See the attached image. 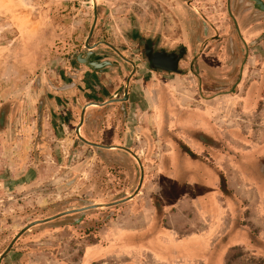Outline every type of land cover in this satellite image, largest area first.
I'll use <instances>...</instances> for the list:
<instances>
[{"label":"rangeland","instance_id":"rangeland-1","mask_svg":"<svg viewBox=\"0 0 264 264\" xmlns=\"http://www.w3.org/2000/svg\"><path fill=\"white\" fill-rule=\"evenodd\" d=\"M152 2L97 0V21L89 38L94 22L92 0H0V254L34 221L92 204L120 201L137 189L140 170L135 159L118 150L89 147L77 138L75 128L84 100H78L68 85L72 69L80 79L95 75L99 84L101 76L77 60L88 52L85 44L107 42L120 50L121 38L131 36L136 26L141 29L149 18ZM211 9L214 11L212 6ZM211 9L202 7V12L208 17ZM225 9V0H218L215 10L226 15ZM148 32L141 29L143 35L157 37L156 32ZM179 45L181 42L176 40L168 46L175 49ZM251 50V62L244 67L248 69L243 70L240 83L238 69L242 60L228 80L219 76L207 84L226 86L223 91L234 85L232 95L215 100L221 108L216 121L217 138L231 160L230 170L236 172L242 163H249L253 171L245 172L244 180L249 185L241 189L235 178L239 174L229 173L234 178L232 185L229 174H224L234 187L226 192L234 201L224 204L225 210L231 209L228 221L212 234H218V247L210 242L199 244L191 253V264H264V51L257 47ZM132 51L124 49L123 54ZM110 53L100 47L92 59L111 60ZM182 81L196 90L194 96L198 98L199 83L194 77L186 76ZM78 85L87 88V84ZM214 95L203 93L211 99ZM247 96L252 100L248 108ZM221 122L232 125L227 130L232 131L229 139ZM136 125L134 118L124 121L126 137L121 141L92 142L116 144L137 153L145 176L151 152L149 142L134 134ZM191 181L184 184L175 180L173 189L177 191L173 198L183 189L194 192ZM137 197L123 205L74 213L32 227L13 244L1 264H135L125 261L127 254H118L115 259L109 254L88 258L87 252L104 242L101 235L112 234L122 220L129 219ZM237 228H243L246 237L227 239L231 229ZM111 244L112 241L103 244L107 252L113 250L108 247ZM137 253L136 264H153V258L159 263L167 260Z\"/></svg>","mask_w":264,"mask_h":264},{"label":"crops","instance_id":"crops-1","mask_svg":"<svg viewBox=\"0 0 264 264\" xmlns=\"http://www.w3.org/2000/svg\"><path fill=\"white\" fill-rule=\"evenodd\" d=\"M211 1H205V5H213L216 0ZM168 3L169 1L164 5L163 1L152 2L151 15L149 13V18L146 19L145 28L156 30L161 41L178 34L181 28L180 20L170 11ZM241 4H238V0L232 1L233 8L239 9L243 14L238 20L243 29L254 11H250L249 4L247 9L244 7V0ZM263 30L264 28L259 27L250 39L258 37ZM257 48L264 51V41ZM261 56H258V60ZM250 62L249 58L248 63ZM136 67L127 101L123 104L110 101L112 98L121 99L123 91H102L93 74L77 80V84H87V88L82 85V97V94L77 95L71 91L78 100L79 97L84 100L81 110L85 108V114L80 131L86 140L103 143L121 141L126 137L124 121L134 118L137 124L134 134L149 142L148 150L151 152L148 154L151 161L145 168V176L138 197L135 198L142 203H136L138 206L131 210L129 219L122 220L120 227H116L112 234L101 235L104 242L98 243L95 254L99 258H104L107 254L113 258L118 254H127L125 261L136 264L135 255L141 251L150 257L159 255L163 257L161 259H167L165 263H159L152 257L153 264H191V253L199 244L203 246L210 242L211 246L218 247V234L215 237L212 234L219 231L223 221H228L231 209L225 210L224 206L234 204V201H230L226 192L234 187L227 183L224 174H239L240 177L235 175V178L238 180L236 185L241 189L242 185L248 184L247 179L244 180L245 172L249 173L252 169L249 163H242L236 172L230 170L232 167L228 163L231 160L221 150L217 138L216 121L221 109L217 102H203L195 98L196 90L192 86H186L182 81L183 77L177 78L166 73L162 75L164 80L161 85H156L146 79L149 70L145 63L138 62ZM91 103L107 105L98 108L90 105ZM106 108L109 109L106 111L107 115H104ZM220 126L225 128V137L229 139L232 131L227 130L232 125L221 122ZM179 179L184 184H188L191 179L194 192L189 193L187 189H183L177 198H173L177 191L173 189V185ZM228 179L232 185L233 176L229 174ZM237 229H231L233 231L227 239L246 237L243 228ZM110 240L112 244L108 247L113 250L107 252L103 244L106 241L110 243ZM151 245L152 250L148 249ZM111 252L113 255H110Z\"/></svg>","mask_w":264,"mask_h":264},{"label":"water","instance_id":"water-1","mask_svg":"<svg viewBox=\"0 0 264 264\" xmlns=\"http://www.w3.org/2000/svg\"><path fill=\"white\" fill-rule=\"evenodd\" d=\"M92 1L94 8V22L90 30L89 38L93 34L97 21L98 4L97 0ZM162 1L164 5H166L169 1L168 4L171 9L170 11L173 12L174 16L181 22L180 32L176 38H167L166 41H161L159 33L155 38L143 35V33H141V29L147 30L145 28L147 21L145 20L140 27L141 29L136 26L133 30L131 29V36L121 38V43L119 44L120 50L107 42H99L93 46H89L88 43L85 44L88 52L82 59V64L85 65L91 72L98 73L101 76V79H99L100 89L107 93H110L111 90H117V92L122 90L123 97L121 99L117 98L112 100L111 102L121 104L125 103V101H127L131 79L134 77L137 69L136 63L139 62L145 63L149 70L146 79L153 81L156 85H161L164 80L162 75L166 73L179 77H194V79L199 83L197 86V94L201 101L211 99L204 97V92L215 93L210 101H215L221 97L232 95L235 88L234 85L229 89V91H223L226 86L211 87L207 84V82H212V78H219V76L220 78H223L221 76H224V79L228 80L235 72V66L238 61L242 60L238 69V81L240 83L244 67L247 66L248 59L251 57V49L257 47L264 41V30L258 37L250 39L253 32H255L259 27L264 28V0H244L246 3L244 7L247 9V4H249L251 8L250 11H254V13L250 16L251 19H248V23H246L247 26L242 23V26H245V28L242 27L244 30L241 29L240 21L238 22L240 16L243 14H241L239 9L233 8V0H225V11L227 16L224 15V12L218 13V10H215L218 0H216L213 5H210L209 3V5H205V1L207 0H153V2L158 3H161ZM241 2L242 0H238V4L242 5ZM211 6L214 11L211 9ZM202 7H210L211 11L208 12V17L203 14ZM258 14L261 16L257 17ZM199 28H201V34L199 32ZM151 30H147L149 31L148 33H157L156 30ZM176 40L181 42V45H179L180 47L169 49L168 45H171ZM100 47H105L111 51V55L109 57H111V59L114 58V60L97 61L92 59L95 57V51ZM132 47H134V49H132ZM124 49H128L129 51L133 50V56L132 54H129V52L124 53V55ZM151 51L155 53L150 58L149 53ZM103 68L105 71H100ZM239 83H237L236 86ZM251 101V97L247 96L245 107L248 108ZM90 105L101 108L106 107L107 104L91 103ZM108 109L109 108H106L104 115H107L106 111ZM84 114L85 108L81 110L79 123L75 128L77 138L89 147L100 150H118L135 159L140 170V178L137 189L132 195L120 201H115L109 204H92L87 207L72 209L70 211H65L55 216L30 223L12 239L11 243L0 254V264L5 256L11 251L13 244L20 238L21 235L29 231L30 228L49 223L74 213H82L94 209L123 205L129 202V200H133L139 193L144 179V169L139 157L131 150L122 146H104L86 140L80 131L84 121ZM137 203L139 205L142 201ZM138 205L136 204V207Z\"/></svg>","mask_w":264,"mask_h":264},{"label":"flooded vegetation","instance_id":"flooded-vegetation-1","mask_svg":"<svg viewBox=\"0 0 264 264\" xmlns=\"http://www.w3.org/2000/svg\"><path fill=\"white\" fill-rule=\"evenodd\" d=\"M95 30V29H94ZM94 32V31H93ZM155 52H150L149 53V56H150V58L152 57V55L154 54ZM78 59H80L81 61H82V59L83 58H78L77 57V60ZM69 77H70V79H69V81H70V83H69V85H68V87H69V90L70 91H74V92H76V93H79V94H83L84 93V91H83V87H80L77 83V80H78V78H79V76H78V74H76V71H75V69H72V72H70L69 73ZM82 92V93H81ZM76 98V97H75ZM114 98H112V99H110V101H112ZM109 102V101H108ZM110 143H114V142H110ZM111 145H113V144H111ZM116 145V144H115ZM115 145H113V146H115Z\"/></svg>","mask_w":264,"mask_h":264},{"label":"bare ground","instance_id":"bare-ground-1","mask_svg":"<svg viewBox=\"0 0 264 264\" xmlns=\"http://www.w3.org/2000/svg\"><path fill=\"white\" fill-rule=\"evenodd\" d=\"M112 147H114V146H112ZM95 253H97L95 249L94 250L89 249V251L87 252V257L88 258L92 257Z\"/></svg>","mask_w":264,"mask_h":264}]
</instances>
